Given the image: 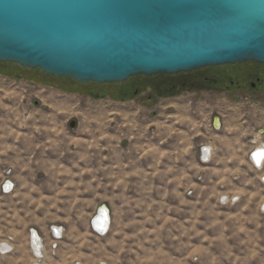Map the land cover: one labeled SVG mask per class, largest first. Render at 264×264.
Here are the masks:
<instances>
[{"label":"rangeland","instance_id":"rangeland-1","mask_svg":"<svg viewBox=\"0 0 264 264\" xmlns=\"http://www.w3.org/2000/svg\"><path fill=\"white\" fill-rule=\"evenodd\" d=\"M26 72L41 78L0 80V242L13 246L0 264H33L34 230L46 264H264V182L245 161L251 145L246 135L193 142V111L211 110L204 97L93 98L66 78ZM201 145L213 149L209 163ZM103 204L112 223L99 235L90 219Z\"/></svg>","mask_w":264,"mask_h":264},{"label":"water","instance_id":"water-1","mask_svg":"<svg viewBox=\"0 0 264 264\" xmlns=\"http://www.w3.org/2000/svg\"><path fill=\"white\" fill-rule=\"evenodd\" d=\"M247 60L264 62V0H0V62L48 76L123 83Z\"/></svg>","mask_w":264,"mask_h":264},{"label":"flooded vegetation","instance_id":"flooded-vegetation-1","mask_svg":"<svg viewBox=\"0 0 264 264\" xmlns=\"http://www.w3.org/2000/svg\"><path fill=\"white\" fill-rule=\"evenodd\" d=\"M11 64L14 63L0 62V80L2 78L8 80L12 77L18 81L27 80V77L40 80V75H28L26 68ZM142 76L146 75L132 77L134 79L130 89L122 86L106 87L103 86L104 84L82 83L87 88L81 93L93 98L110 97L116 100L125 99L132 92L135 97L146 93L149 102L155 101L156 98L173 100L184 94H196L200 99L205 98V105L211 110H206L205 116L203 110L193 111L196 113L193 119L199 124L198 131L192 134L197 137L194 143L215 144V141L202 142L203 137H210L213 134L227 136L225 144L240 143L234 141L237 135H246L241 141L242 144L255 145L264 142V124L258 125L259 121L264 120V62L247 60L205 66L175 74H154L147 78ZM67 80L73 81L69 84L71 87L78 83L71 79ZM127 81L109 84L123 85ZM90 84L93 86H87ZM239 98H245L246 101H241ZM252 101L257 103V110L247 109L244 105ZM196 102L199 103L198 100ZM76 124L75 121V126Z\"/></svg>","mask_w":264,"mask_h":264},{"label":"bare ground","instance_id":"bare-ground-1","mask_svg":"<svg viewBox=\"0 0 264 264\" xmlns=\"http://www.w3.org/2000/svg\"><path fill=\"white\" fill-rule=\"evenodd\" d=\"M209 147L207 148V151H205L204 153H206L205 155L207 156L208 155V151H209ZM205 157V156H204ZM264 158V150H260L258 151L257 153H255L254 155V161L257 162L258 164H260L262 162ZM7 180V179H6ZM5 180V181H6ZM4 181V182H5ZM4 184V183H3ZM7 188L10 189L12 188L13 190V186L14 184L12 183L11 180L8 181L7 183ZM12 190H10L9 192H11ZM100 206L97 207V211L96 213H94L91 217V219L96 215L98 214V218H97V226H98V230L99 232H101L103 235H106L109 230H110V226H111V223H112V218H111V214H110V210H109V207L106 205V206H103V208L98 212V208ZM98 212V213H97ZM109 213V220H110V224L108 222V219L106 217H104V215H108ZM106 218V219H105ZM90 219V220H91ZM91 222V221H90ZM57 229V228H56ZM57 237L58 239L62 238V229H57ZM54 238V237H53ZM29 244H30V248H31V251L34 255V257L36 258L33 262V264H46L45 263V256H46V248H45V245H44V241L43 239L41 238V236L39 235V233L34 230L33 231V234L32 236H30V241H29ZM53 244V243H52ZM12 247V244H8L5 243L1 246V251L2 253L0 252V254H3L5 255V253H7Z\"/></svg>","mask_w":264,"mask_h":264},{"label":"built area","instance_id":"built-area-1","mask_svg":"<svg viewBox=\"0 0 264 264\" xmlns=\"http://www.w3.org/2000/svg\"><path fill=\"white\" fill-rule=\"evenodd\" d=\"M210 148L209 149V153H208V155L206 156L205 154L206 153H204L205 151H207V148ZM212 147L211 146H209V145H201V147H200V149H199V160H200V162L201 163H209L210 161H211V159H212V157H213V154H212ZM260 150H264V142H260L259 144H255V145H251V147L249 148V151H248V154H247V161H248V165L256 172V173H258V176H259V179H260V181L261 182H264V158H263V160H262V162L260 163V164H258L257 162H255L254 161V155H255V153H257L258 151H260ZM205 156V157H204ZM8 181L9 180H6L5 182H4V184L3 185H5L4 187L2 186V191L4 192V193H9V191L10 190H12V188H10V189H8L7 188V183H8ZM225 199V200H224ZM238 199V196H233V197H231V201H236ZM227 200V202L229 201L228 200V197H226V196H222L221 197V201L222 202H224V201H226ZM260 209L262 210V211H264V202L260 205ZM62 229V227L61 226H58V225H53L52 227H51V234H52V237H54V239H58V237H57V229ZM92 229H93V231L95 232V233H97V234H99V235H103L102 233H100L97 229H95L94 227H92ZM62 234H63V230H62ZM60 239V238H59ZM8 242V244L10 243L8 240H3V241H1L0 242V248H1V246L3 245V244H5V243H7ZM13 247V246H12ZM12 247H11V249L7 252V253H5V255L6 254H8L11 250H12ZM0 252L2 253V251H1V249H0ZM0 255H2L3 256V254H0Z\"/></svg>","mask_w":264,"mask_h":264},{"label":"trees","instance_id":"trees-1","mask_svg":"<svg viewBox=\"0 0 264 264\" xmlns=\"http://www.w3.org/2000/svg\"><path fill=\"white\" fill-rule=\"evenodd\" d=\"M11 65H16V64H11ZM16 66H18V65H16ZM19 67V66H18ZM26 70H32V69H29V68H26ZM34 70H36V69H34ZM46 76V75H45ZM142 77H146L147 78V76H142ZM134 78H131L129 81H127L126 83H129V82H131L132 80H133ZM126 83H124V85L122 86V87H124V88H129L130 89V86H128L129 84H126ZM107 84H109V83H106V84H104L103 86H105V85H107ZM77 86H84L82 83H80V84H76Z\"/></svg>","mask_w":264,"mask_h":264},{"label":"crops","instance_id":"crops-1","mask_svg":"<svg viewBox=\"0 0 264 264\" xmlns=\"http://www.w3.org/2000/svg\"><path fill=\"white\" fill-rule=\"evenodd\" d=\"M248 151H249V149L247 150V149H245L244 150V152H245V161H246V163L248 164V161H247V154H248ZM198 157H199V149H198ZM10 244V243H9Z\"/></svg>","mask_w":264,"mask_h":264}]
</instances>
